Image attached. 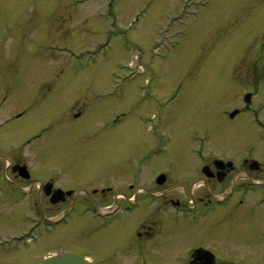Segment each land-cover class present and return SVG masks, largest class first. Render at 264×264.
<instances>
[{"label": "flooded vegetation", "instance_id": "flooded-vegetation-1", "mask_svg": "<svg viewBox=\"0 0 264 264\" xmlns=\"http://www.w3.org/2000/svg\"><path fill=\"white\" fill-rule=\"evenodd\" d=\"M7 62L14 65V59ZM25 74L12 77L14 85L9 89L15 95L8 108L0 103V121L5 114L11 115L0 123V209L12 210L11 215L0 211V264H43L48 256L65 253L87 264H264V101L255 107L264 86L255 87L254 80L244 95V101L248 96L244 105L226 115L219 112L233 123L248 114L252 129L244 138L246 150L239 156L209 149L206 125L208 117H214L213 109L199 112L196 126L203 129L193 131L195 148L167 151L177 140L169 134L167 110L161 112L160 124L152 132L156 141L134 142L135 137L122 166L116 168L119 172L112 173L110 166L105 172L88 166L91 170L81 169L78 174L82 181L73 182L68 167L72 163L63 162L58 146L57 151H48L46 141L60 142L69 103L85 99L89 100L85 110L70 116V125L76 129L74 143L84 145L101 137L99 143L105 144L112 123L111 94L98 88L90 93L80 88L68 92L59 86L57 67L40 77L54 79L50 87L26 86L30 78ZM157 96L139 89L123 94L124 100L136 101L116 114L114 123L133 118L132 132L138 133L144 113L159 115ZM93 102L101 105L102 116L90 115L88 104ZM42 104L54 108L55 118L26 130V117ZM17 122L25 133L20 135L18 129L17 134L7 135L6 130L15 128ZM51 152L56 153L54 158ZM58 157L60 161H55ZM45 161L57 165L44 166ZM152 164L157 171L145 182ZM188 164L193 167V178L187 179L182 171ZM112 175L122 183H113ZM192 185L201 192L192 194ZM7 217L13 223L3 221ZM63 241L70 249L49 247Z\"/></svg>", "mask_w": 264, "mask_h": 264}, {"label": "rangeland", "instance_id": "rangeland-1", "mask_svg": "<svg viewBox=\"0 0 264 264\" xmlns=\"http://www.w3.org/2000/svg\"><path fill=\"white\" fill-rule=\"evenodd\" d=\"M199 1L0 0V103L7 109L14 101L15 94L9 89L14 85L13 76L26 73L30 78L26 86L50 87L54 79L40 80V77L56 67L61 76L59 86L68 92L80 88L90 93L98 88L111 94L112 123L105 144L99 143L101 137L84 145L74 143L76 129L70 125V116L85 110V102H89L85 99L69 103L60 142L53 138L46 141L48 151H57L58 146L63 151V162L72 163L68 167L69 180L73 182L82 181L78 174L81 169L91 170L88 166L100 172L110 166L112 173L119 172L116 168L122 166L124 155L134 142L156 141L152 132L160 124L161 112L167 110L169 134L177 139L167 151L195 148L193 131L203 129L198 123L196 126L199 112L213 109L214 117H208L206 125L210 133L209 149L239 156L246 150L244 138L252 129L248 126V114L233 123L223 119L219 112L226 115V111L244 105V95L254 80L255 87L264 86V0H212V4L206 0L205 6L196 4ZM9 59H14L13 66L7 62ZM134 89L157 94L159 104V115L144 113L138 124L141 130L136 134L131 127L133 118L113 121L116 114L130 109L136 101L123 98V94ZM263 101L264 95L259 96L255 107ZM88 106L90 115L91 112L103 115L100 104L93 102ZM53 109L51 105L37 106L26 117L25 129L40 127L54 119ZM9 117L5 114L0 123ZM18 129L20 135L25 133L19 122L6 133L17 134ZM160 131L163 133L162 128ZM6 142H11L9 137ZM2 147L8 150L7 145ZM44 149L45 146L41 147ZM55 155L51 152L49 156ZM55 161H60V157ZM55 161H45L44 166L47 163L55 166ZM186 168L182 171L186 178H193L192 165ZM156 171L157 166L152 164L144 181L150 182ZM112 179L113 183H122L118 176L112 175ZM199 191L192 185V194ZM0 211L11 215L12 210ZM3 221L13 223L10 217ZM64 242L49 247L53 251L70 249Z\"/></svg>", "mask_w": 264, "mask_h": 264}, {"label": "water", "instance_id": "water-1", "mask_svg": "<svg viewBox=\"0 0 264 264\" xmlns=\"http://www.w3.org/2000/svg\"><path fill=\"white\" fill-rule=\"evenodd\" d=\"M83 260L76 255L65 254L48 258L44 264H83Z\"/></svg>", "mask_w": 264, "mask_h": 264}]
</instances>
